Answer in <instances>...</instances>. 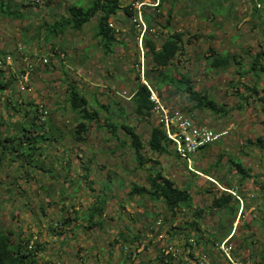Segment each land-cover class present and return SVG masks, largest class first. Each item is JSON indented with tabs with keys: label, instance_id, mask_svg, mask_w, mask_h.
Masks as SVG:
<instances>
[{
	"label": "rangeland",
	"instance_id": "1",
	"mask_svg": "<svg viewBox=\"0 0 264 264\" xmlns=\"http://www.w3.org/2000/svg\"><path fill=\"white\" fill-rule=\"evenodd\" d=\"M69 1L86 7L90 0ZM122 2L130 4V0H121V4ZM8 8L6 2L0 6L2 13H6ZM159 9L158 13L152 14V7L144 6L143 13L152 18L151 30L147 33L156 29L159 38L166 31V25L171 31L179 30L183 33L181 52L175 64L167 71H170L172 76L186 73L195 89L203 90L213 99L224 103L227 110L224 116L208 110H196L194 117L216 128H219L216 124L223 123L229 127V133L197 149L190 155L188 166L183 157L179 158L170 153L154 154L148 149H143V154L150 159L141 165L137 164L128 139L120 127L115 130L116 136L125 138L126 143L109 152L106 145H113L116 139L111 135V128L102 125L106 116L110 117L112 122L131 125L140 133L143 141L148 131V125L144 121H138L132 113L130 100L127 99V94L131 93V88H134L138 80L136 64L140 60V51L142 54L145 51L142 47L143 37L140 41L137 40V31H133L128 20H122V23L112 20V25L117 23L123 28L122 31L120 27L115 26L119 30L115 33L121 41L116 43L111 51L104 53L102 44L93 37V20L83 24L80 30H64L50 46L49 52L52 54L49 53V59L52 61L32 70L30 89H27L32 93L15 91V95L12 94L26 108L28 100L40 101L46 105L48 120L43 125V131L47 135L44 139L36 138V141L28 144L20 140L6 143L14 146V149H7L8 152H3L0 147V225L13 232L12 238L20 231L22 237L27 234L30 237L35 235L36 239L41 240L43 248L37 252L41 264H71L67 250H70L71 246L73 249L78 246L80 251L83 250V245L78 242L82 235L78 234L76 242H72L70 238L65 240L64 238L71 237L72 234L68 231L64 233L67 230L64 224L56 220L58 216L65 217L66 210L69 211L67 216L70 215V218L77 215L76 210H79V217L87 221L91 213L88 208L96 204L98 196L101 200L105 198V201L102 211L94 212L92 217L96 218L97 222L102 220V225L99 222L86 227L85 233L91 234L90 230H97L100 235L99 230H102L104 236L112 237L113 230L109 229H120L122 226V234L127 233L125 238L131 239L136 228L141 230L146 226L145 222L153 224L155 219L161 218V229L165 231L167 240L177 241L182 235L184 239L193 236L201 243L211 230H217V224L221 226L220 230L230 225L232 214L229 211L212 209L211 196L221 190L219 184L223 187L224 184L235 181L233 172L237 171L230 160L240 162L243 166L245 157L241 141L247 138L257 141L259 127L264 129V124L258 123L260 114L256 107L260 100L259 93H264V86L260 84L262 89L256 87V92L247 89L255 84L253 76L264 80V53L259 59L263 69L257 65L253 70L256 75L245 71L255 53L264 51L263 26L260 18L252 13V0H162ZM260 9L264 10L263 4H260ZM118 12L123 13L121 9ZM54 20L56 18H49L43 24L44 34H49L48 28L51 24L54 25ZM226 51L231 55L227 64L222 68L212 67L209 63L212 56ZM146 60L147 57L143 56L144 65L147 64ZM14 65L11 66L13 72L17 71L19 64ZM144 75L145 71V78ZM138 78L143 83L141 76ZM71 84L86 95L90 107L96 108L97 105L104 104L109 110L99 109V124L89 126L90 130L82 142L74 140L71 134L76 119L67 100ZM14 88V84L13 88H2V93L0 89L2 137L7 133H14L17 137L21 136L22 132L25 134L24 125L19 127L21 120L16 126L7 124V121L13 123L16 115L18 119L31 116L30 111L26 116L25 112L14 113L5 103L4 96ZM153 89L164 102L186 112V98L180 91L175 92L173 87L167 85ZM91 97L95 101H92ZM248 104L251 126L247 134ZM121 107L124 112H120ZM28 120L29 118L25 122ZM262 137L264 139V134ZM169 146L172 149L171 145ZM102 148L106 151L102 152ZM31 150L33 152L29 155ZM17 152L22 154L15 156ZM257 154L256 150L250 153L254 157ZM58 157H61V166H56ZM17 164L21 165L20 168ZM84 164L89 165L91 174L95 175L99 171L102 178H89L92 179L93 190L88 189L86 178L81 179V188L78 191L74 188L73 190L78 192L74 194L69 182L64 179L65 172L82 171ZM39 165L45 169L42 170ZM156 169L172 179L177 186L188 187L191 195L189 207L176 209L172 215L161 200H153L148 195L129 194L132 182L147 186L146 176L149 171ZM220 176L221 180L218 178ZM52 182L55 183L54 188L53 185L49 186ZM62 185L66 186L64 191L60 189ZM196 208L203 209L199 216L194 214ZM146 230L148 231L149 227ZM212 235L216 234L212 232ZM101 239L98 238L97 245L101 244ZM60 240L63 242L58 246L57 242ZM51 248L57 250V256L47 259L49 257L46 258L45 255L49 254ZM183 253L184 251L177 259H172V262H188L185 259L188 255Z\"/></svg>",
	"mask_w": 264,
	"mask_h": 264
},
{
	"label": "trees",
	"instance_id": "2",
	"mask_svg": "<svg viewBox=\"0 0 264 264\" xmlns=\"http://www.w3.org/2000/svg\"><path fill=\"white\" fill-rule=\"evenodd\" d=\"M260 4L264 5V0H252V9H253L252 13L256 17L260 18L264 31V10L260 9ZM160 5H162V0H160V3L157 7L158 9L160 8ZM157 8H152L153 10L152 14H156L160 11V9L159 11H156ZM120 9L123 11L122 14L124 15L125 19L128 20L130 23V16L132 14V10L129 8V4H124V5L121 4V0H90L89 4L86 7L74 3L68 4L64 8L65 15H62L60 18L54 20V25L51 24L50 28H48L49 31L48 35L44 33L40 35V30L43 27V24H40L38 29L35 31V33L31 34L29 38L27 36V38H25L24 41L26 43H29L33 39L39 38L40 36H42L45 40L50 41L51 37L58 38L61 35V33H63L64 30L67 29H71L72 31L80 30L83 24L93 20L94 21L93 37L94 39L97 40L98 43H100V45L102 44L101 48L103 52L107 53L111 51V49H113V46L116 43L121 41L119 35L115 33V26L117 25L116 24L110 25L112 20L119 22V18L117 17L120 14L118 12ZM142 16L146 24L148 26H151L150 24L152 21L151 16L145 12L143 13ZM130 26L135 32V29L131 23ZM165 29L166 31H164L162 36H160L159 38L156 35L157 34L156 29L153 32H149V33L146 32L143 35L142 47L145 50L143 52V55L147 57L146 60L147 64L144 65L145 79L148 81L149 85L155 89L156 88L160 89L163 85H167L168 87H173L175 92L180 91L186 98L187 105L185 106L184 110L188 115H190L193 118H195L194 114L196 110L199 111L208 110L212 113H217L220 114L221 116H224L227 111L226 107L224 106V103H220L219 101L213 99L212 97L209 96L208 93H206L203 90L195 89L190 77L186 73H179L177 76H172L170 71L169 72L167 71L170 70L169 68L170 66H173L175 64V62L177 61L178 54L181 52L183 33L179 30L171 31L168 25L165 26ZM21 49H22L21 53L22 52L30 53L32 51V49H30L26 45L22 46ZM7 53H12L14 58L17 57V55L18 56L20 55L17 52H7ZM7 53H3V54L0 53V58ZM49 53L52 54L51 52ZM49 53L47 54L44 53V54H46L49 57ZM263 53L264 51L255 53L253 59L250 61V63H248L247 66L248 69H246L245 71L251 72L254 75H256V73L253 72V70L256 68L257 65H260L259 68L263 69V66H261V62L259 61L260 55ZM230 59H231V55L226 51L225 53L222 54L217 53L216 56H212V59L209 61V63L214 68L215 67L222 68L227 64V62ZM49 63H50V59L45 65H48ZM18 64L19 66L17 68V71L15 72H13L12 68H10L9 66H7L6 69L0 66V77L4 79V80L0 79V89L2 93V88H6V87L13 88V84H14L15 88L12 89L13 93L12 90H10V92L6 96H4L5 103H7V105L10 106L11 109H13L14 113L25 112L26 114L24 116H26L30 111L31 116L27 117L29 118L27 122H25L27 118L25 119V117H22L21 119H18L17 115L14 118L15 120L13 123H10L9 120L7 121V124H13L16 126L19 124V121L21 120L19 127L20 126L22 127V125H24L23 131H25V134H23L22 132V135L18 137L14 135V133L9 134L5 132L7 134L4 135L3 137L1 136L2 135L1 134L0 147L2 148L3 152H8V150L14 149L13 148L14 146L10 144L9 145L6 144L11 141L20 140L21 142L28 144L30 142L36 141L37 140L36 138L44 139L45 136L47 135L46 132L43 131V125L47 123L48 116L44 120V122H41L39 119V107L40 105H42L43 107L46 108V105L41 103L40 101L34 102L33 100H28L26 101V105L29 108L28 109L23 105H21V102L19 100L14 98L15 91L25 92L29 94L32 93V91L30 90H21L16 86V76L17 73L21 70V63ZM32 70L30 71L29 74L30 83H31L30 75L32 73ZM138 77L139 75L137 74L138 80L134 88H131L132 89L131 93L127 94V99L130 100L131 111L136 116V119L138 121H144L148 125V131L146 137L143 141L140 133L136 132L131 125L126 124L124 122H112L110 117L106 116L105 121L103 122L102 125H104L108 129L111 128L110 129L111 135H113L116 139V141L114 142L115 144L113 143L114 146L113 145L110 146L109 145L110 143L108 144V146L106 145L108 151L112 152L115 149V147L118 149L119 147L123 146L126 143V139H128V145L133 150V157L137 162V164L139 165L150 159L144 156L143 149H148L150 150V152L154 154L170 153L180 158L181 156H179L175 151L172 142L170 141L169 138H167L162 127L159 124H156L152 119L151 117L152 102L148 98L149 90L145 84L140 82ZM253 77H254L253 79L257 78L254 81L255 84L251 88L247 87V89L250 91L254 90L253 92H256L255 89H257L256 88L258 85L257 80L259 78L257 76H253ZM168 91L170 92V89ZM249 96L251 97L252 95ZM67 100L69 103L70 110L76 115L75 124L71 131L72 137L74 138V140L82 142L85 139V134H87V131L90 130L89 126H93V125L96 126L99 124V109L103 108L104 110L107 111L109 110L107 106L104 104L97 105L96 108L90 107L89 106L90 103L86 95L83 92L79 91L78 88H76V86H74L73 84L69 86V94L67 96ZM91 100L95 101L93 100V97H91ZM120 112H124L123 107L120 108ZM117 127H120L123 130L126 139L116 136L115 130ZM50 138L52 139L53 137L51 136ZM258 140L264 142L263 138H258ZM169 145H171L172 149L169 148L170 147ZM28 147L34 148V146H28ZM102 149H103L102 152L106 151L105 148ZM32 152L33 151L31 150L29 152V155H31ZM21 154H22L21 152H17L15 156ZM57 156L58 155H56V157ZM60 158L58 157L59 162L57 163L56 166L58 165L61 166ZM230 163L236 167V171L240 173L241 178H242L241 174H245V176L248 175L247 174L248 170L244 168L240 162H234L231 159ZM17 165L20 168L21 165L20 164ZM39 167L42 170L45 169L41 165H39ZM87 167L89 168V165H87ZM218 178L221 180L222 177L220 176ZM146 179H147V186L139 185L136 182H132L131 185L129 186V191H128L129 194H138L139 196L148 195L153 200H161L166 205L167 209L170 211L172 215L175 214L176 209L189 207L191 205V195L189 194L188 187L177 186L172 179H170L167 176H164L160 170L156 169L153 171H149L148 175L146 176ZM10 185L11 184H9V186ZM223 187L224 189H221L218 192V194H213L211 196L210 207L216 211H220V210H225L229 212H232L233 210L235 211L237 207L236 204L238 201L237 197L227 190V189H231L229 186L223 185ZM61 191H64V189L61 188ZM104 201L105 198L101 200V198L98 196L96 204L89 206L88 209L91 211V213L87 221H85V219H83L82 217H79L78 215L79 210H76L77 215H75L73 218H70V215L67 216L69 211L66 210L67 215H65V217L59 216L60 219H58L59 218L58 217L56 221L60 224L69 225L71 219L78 221L82 220L84 222L83 223L84 228L91 227L95 224H99V222L101 224L102 220H99L97 222V219L93 218L92 216L94 212L100 213L102 211V205L104 204ZM202 212H203L202 208H196L194 214L196 216H199ZM56 221L54 222L55 226L57 224ZM148 225H149L148 227L150 228L152 224H148ZM148 227L146 229H148ZM219 228L221 229V226ZM218 231L220 230H217L216 232ZM12 234L13 232L10 229L0 225V264H40L39 259L37 257V252L39 250H42L43 248L42 241L38 240L37 238L32 242L31 246L28 247L29 240L32 238V236L30 237V235L27 234L22 237L19 231L17 232L16 236L12 238L11 237ZM181 237L183 236L181 235ZM196 241L200 243L198 239H196ZM166 263L171 264L170 261Z\"/></svg>",
	"mask_w": 264,
	"mask_h": 264
},
{
	"label": "crops",
	"instance_id": "3",
	"mask_svg": "<svg viewBox=\"0 0 264 264\" xmlns=\"http://www.w3.org/2000/svg\"><path fill=\"white\" fill-rule=\"evenodd\" d=\"M3 1L6 2L9 8L7 9L6 13H2L3 10L0 9V53L2 54L5 52H16V48L19 45H26L30 49L37 50L40 52V54L49 53L50 46L53 44L55 39H57L56 37H51L50 41H47L42 36H40L39 38L33 39L29 43H26L23 39L27 38V36L29 38L31 34L35 33L39 25L46 23L49 18L57 19L62 15H65V6L73 3V1L70 2L69 0ZM5 2L0 0V6ZM125 2H122V4L124 5ZM117 18H119V22L121 23L123 22L122 20H126L122 13H120ZM115 24L123 31L121 26H119L117 23ZM66 31L72 30L67 29ZM43 33H45V31L43 28H41L40 35ZM53 56L56 57V55ZM51 61L52 60H50V62ZM14 63H19L18 55L14 58L13 65ZM0 79L3 78L0 77ZM257 82V87L261 90L262 88H260V84H263V87L264 80L259 78ZM259 94L263 99L259 98L260 100L256 106L259 110L258 114H260V120H258V123L264 124V93L260 92ZM246 112V129L248 134L251 126V121L249 122L250 104H248ZM200 115L203 116L202 113ZM202 122L206 123L204 120H202ZM216 125L219 127L224 126L223 123H218ZM263 134L264 129H262L260 126L258 138H263ZM241 143L244 147L242 153L245 157L243 167L248 170V175L245 176V174H241V178L240 175H237L238 172H233L235 181L227 183V186L231 188L227 190L234 194L238 199L236 210L230 212L232 217L229 220V227L220 230V225L217 224L216 228L220 231L216 232L217 230H211L208 237H205L204 240L202 239V242L200 243V246L209 254V264L218 263L219 255L215 251L214 246L218 241L222 240L228 234H231L230 240L234 244L237 254L241 255L243 264H264V142L247 138L242 140ZM254 150L258 152L256 157L250 155L251 151ZM195 163L197 162L195 161ZM82 167L84 168L82 171H66L65 178L63 177L66 182H69V185L73 191L72 193L74 194H78L77 191L79 188H81V181L83 179L86 178L88 189L93 190L91 185L92 179L102 178L100 176L101 174L98 173L99 171L94 175V173L91 174V169L90 167L88 168L86 164H84ZM92 176L95 177L92 178ZM76 179L78 180L76 181ZM53 183L54 182L49 183V186L52 187L53 185L54 188L55 183ZM61 188L64 189L66 186L62 185L60 189ZM74 188L77 189V191H74ZM219 188L224 189V187H222L220 184ZM58 219H60V217ZM69 223V225H64V227L67 229L64 233L68 231L72 235L71 237L64 239L68 241L70 238L72 242H76V237L78 234H81L82 237L78 240V242L83 245V250L81 251L78 249V246L74 249L71 246L70 250H67L68 252L66 253L69 255V262L71 264H167L166 262H163L158 248L154 242L149 240L145 235L148 225L147 222H145L146 226H144V224V227H142L141 230L140 228H136L134 230L135 232L131 239L125 238L127 233H124L125 236L122 234V226L120 229L110 228L109 230H113L114 235H112V237L110 236V238L108 236H104L102 230H99L100 235L97 234V230L96 232L90 230L89 232L91 234L85 233L83 224L84 222L82 220L78 221L72 219V221ZM212 232L213 234L216 232V235H212ZM127 237H129V235ZM98 238L103 239H101L102 241L100 245H97ZM60 242H63V240L57 242L58 246ZM78 242L77 244L79 245ZM48 253L49 254L45 255V257H49L47 259H52L56 258L58 252L57 250L51 248ZM167 262H169V260ZM170 263L176 264L172 261H170ZM184 264H193V262L188 259V262H184Z\"/></svg>",
	"mask_w": 264,
	"mask_h": 264
},
{
	"label": "built area",
	"instance_id": "4",
	"mask_svg": "<svg viewBox=\"0 0 264 264\" xmlns=\"http://www.w3.org/2000/svg\"><path fill=\"white\" fill-rule=\"evenodd\" d=\"M129 3V8L132 10L130 23L137 31L136 37L137 40L140 41L143 35L151 30V26H148L143 19V8L145 5L157 8L160 0H130ZM156 11H159V9L157 8ZM115 31H119L117 27H115ZM21 47L22 46H18L16 48V52L20 54L19 63H21V70L16 76V86L21 90H27L30 89V71L36 66L45 65L48 62L49 57L44 53H38L35 49H32L30 53H21ZM143 56L144 55L140 51V60L136 65L138 66V75L141 76L143 84H145L149 90L148 98L152 102L151 117L156 124H159L162 127L167 138L172 142L177 154L185 158L189 165L191 154L197 149L227 136L229 133V127H211L206 123L200 122L191 117L181 108L164 102L143 77L145 71ZM13 61V54L7 53L0 58V66L5 67L8 65L11 67L13 66ZM47 116V107L45 108L40 105V121L44 122ZM161 226L162 219H155L145 235L149 240L154 242L163 262L177 259L179 254L184 251L183 254L188 255L187 260L190 259L193 264H209V254L200 246V243H198L193 236H189L185 239L181 237L177 241H170L167 240L166 233L161 229ZM230 238L231 234H228L215 244L214 249L219 255V261L217 264H243V259L240 254H237ZM35 239L36 236L33 235L29 240L28 247L31 246ZM58 263L61 264L60 262Z\"/></svg>",
	"mask_w": 264,
	"mask_h": 264
}]
</instances>
